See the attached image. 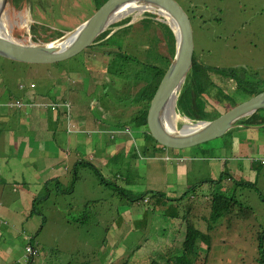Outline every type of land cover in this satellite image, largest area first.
Returning <instances> with one entry per match:
<instances>
[{
  "label": "rangeland",
  "instance_id": "374dc122",
  "mask_svg": "<svg viewBox=\"0 0 264 264\" xmlns=\"http://www.w3.org/2000/svg\"><path fill=\"white\" fill-rule=\"evenodd\" d=\"M177 1L192 21L196 59L205 66L233 71L241 86L255 94L263 91L264 0ZM96 9L94 0H36L34 3L7 0L2 19L16 40L30 43L37 38V43H48L77 28ZM144 12L130 14L132 19L128 25L131 26L111 40L122 46L129 60L132 56L136 60L126 63L127 72L123 75H118L114 69L111 71L113 64L105 70L110 62L108 55L97 61L88 57L97 52L95 44L57 63H18L0 56V101L3 103H0V162L8 161L10 167L14 165L12 172L0 167V264H133L129 262L136 260L161 264L166 260L168 263V259L172 264L176 251L181 252L174 246L182 244L184 231L178 232L176 227L164 222L165 209L156 208L154 196H147L150 202L141 201L140 205L132 201L131 209L126 210L128 199L124 193L158 190L169 204L170 200L182 196L189 186L198 184V188L186 194L182 205L186 209L193 204L195 218L188 217L196 227L206 231L217 187L208 180L218 179L224 171L230 172L232 179L224 178L221 184L227 193L236 195V201L215 224L218 227L214 230L216 237L212 240L208 263L204 262L202 253L189 264H264L260 259L264 252V123L256 127L253 124L236 126L229 133L199 146L187 150L166 149L153 156L150 149L141 150L138 155L134 148L131 149L130 141L123 143L128 129L114 138L108 133L104 143L108 150H95L93 145L86 144L81 153L83 159L96 164L109 184H105L92 168L82 167L73 192L58 190V186L69 188L72 185L77 161L72 145L77 140V145L82 147L78 131L81 125L85 128L94 119L86 115L80 120L85 111L77 108V98L88 101L94 98L100 92L99 87H105L104 82L111 81L116 73L115 85L107 88L117 94L116 104H132L136 91L131 90V85L146 78V74L150 75V65L158 57L155 46L159 45L161 51L169 54L171 35L166 26L156 28L162 17L147 15L143 24H139L138 18ZM166 22L174 32L169 21ZM45 38L47 41L42 40ZM110 49L115 47L103 48ZM137 61L143 63V70H139L142 65ZM102 62L105 66H101ZM210 75L202 93L209 106L203 109L209 115H213L211 111L224 112L230 108L228 103L232 102L225 98V93L237 104L250 98L251 93L240 91L236 80L230 79L232 77ZM32 82L36 87L31 86ZM20 84H24V88ZM68 93H71L73 106L61 101ZM51 97L59 101L56 105L44 106ZM30 98L44 101L35 103V119L28 113ZM57 106L66 114L73 108V114L67 117L61 114L60 128L52 137L49 127L58 120ZM94 115L100 112L97 110ZM77 120L81 122L80 128L76 127ZM132 132L139 135L136 130ZM149 142L150 145L155 143L152 139ZM173 156H177L179 162L176 158L170 161ZM67 166L70 172H66ZM23 169L31 172L28 177L14 179L13 171ZM36 172L42 174L35 175ZM49 180L43 188L42 182ZM201 180L207 181L201 185L198 183ZM235 181H250L255 185H234ZM45 196L48 198L44 199ZM247 205L251 207V217L238 213ZM169 208L174 210L172 205ZM121 211L131 212L133 217L127 220ZM166 219L169 220L167 216ZM175 219L182 229V219ZM236 241L237 246L227 248L226 244ZM30 244L35 247L33 252L28 247ZM198 246L200 250L202 243ZM160 254L168 258L155 263V257Z\"/></svg>",
  "mask_w": 264,
  "mask_h": 264
},
{
  "label": "trees",
  "instance_id": "16d2710c",
  "mask_svg": "<svg viewBox=\"0 0 264 264\" xmlns=\"http://www.w3.org/2000/svg\"><path fill=\"white\" fill-rule=\"evenodd\" d=\"M16 1L18 2L19 0H16ZM24 1L29 3V0H24ZM31 1H33V3H34L36 0H31ZM105 1L106 0H94L97 8L101 4H103ZM140 15H141V17L138 18V19H140V21L138 22L139 24H143V22L146 20L147 15H152V16L157 17V18L159 16L157 13H154L151 11H146ZM131 19H132V15L110 25L92 43V45L93 44L96 45L97 52L91 53L88 55V57L93 58L92 59L93 61H97L99 59V57L108 55L109 56L108 60L110 62L106 66L105 70H107L108 66L115 65L112 67L111 71L114 69L118 73V75H123L124 73H126L127 72L126 63H128L129 61H134L135 58H133V56H132V59L129 60L130 56L128 54L124 53V51L122 50V46L119 45L118 42H114L111 40L113 39V37L117 33L121 32L123 29L131 26V25L130 26L128 25L129 22H131L130 21ZM153 21L155 23V19ZM138 23H131V24L135 25ZM154 23H153V25H154ZM165 26L167 27L168 33L171 35V39L168 42L169 54H165V52L161 51V49L159 48V45L155 46L156 52L158 53V57H157V60L152 65H150V68H149L150 75L145 73L146 78H142L140 80H137L131 85V90L136 91L135 99H133L134 103L127 104L124 102L123 103L119 102V104H116L117 94H112L111 91L107 88L108 86H109V88H111L115 85V84H113L114 83L113 78H114V76H117L116 73H113L114 76H112L111 81H109V82L105 81L104 82L105 87H99L100 92L97 93L94 96V98H91L89 101L88 100H81V99L77 98L78 99L77 108H80V109L83 108L85 111V113H82L83 115L80 116V120H83L86 117V115H89V116H91V118H94V119L92 120V123L90 125L84 124V125H86L85 128L82 125L80 128L78 125H80L81 122H80V120H77L78 124L76 125V127L80 128L78 131V136H79V140L81 139L79 144L82 147H79L77 145V140L75 141L74 146L72 145V150L76 151V158H77L76 159L77 161H76L74 168H73L74 181L69 188H64V187L61 188V186H58L59 192L71 193L74 191L75 184L79 180L78 173H79L80 168H82V167L92 168L100 176L101 180L105 184H109V182L107 180H105V177L102 175L100 169L96 166V164H94L93 162H90L88 160L83 159L82 157H84V156H82V153H81L83 146L86 144L87 145H90V144L93 145V148L95 150L101 149V148H103V150H105V149L108 150L107 144H104L105 142H107V140L105 139V135L108 133L111 134V138H114L117 134L124 133L125 130L128 129V131L125 132V140L123 141V143L130 141L132 144L131 149L134 148V150L136 151V153L138 155L141 153V150H144V152H146L147 149H150L152 151V156L157 152V150L154 149L156 144L152 143L150 145L149 140L152 139L154 142H155V140L152 137L151 133L149 132L148 128H147V132L145 131V133H143L141 127L143 125L147 126V112L149 109L150 101L153 98V96L157 90V87L160 83V80L163 77V75L165 74L168 66L170 65V63H171V61L175 55V51H176L175 34L172 31V29H170L167 22L162 20L161 22L156 23L157 29H163ZM47 39L48 38H45L42 40L47 41ZM33 40L35 41L34 43L39 42L37 38H33ZM105 46H107V47L114 46L115 49H110V50L105 51V50H103V48ZM83 51H81V52H83ZM77 55H75V56H77ZM194 57H195V53H194ZM119 63H121V64H119ZM138 63H140V62H138ZM103 64H104V62L101 63V66ZM140 64L142 66L139 70H143L144 65H143V63H140ZM103 66H105V65H103ZM121 67L124 68V71L121 69ZM193 71H194V75L197 79V84H198V87L200 89V92H202V93H204L206 90L205 80L211 78V75H210L211 73H215V74H222L225 76L232 77L230 79L236 80V82L238 84L237 88L240 91L249 92V93H251L250 95L255 94L254 91H250V90H247L246 88L242 87L241 82L236 77L233 76V71H231L229 69H217V68L205 66L202 63H200L198 60L195 59L194 63H193ZM140 75H143V74H140ZM211 83L213 84L214 82L211 81ZM21 85H23L21 88H24L25 85L20 84V86ZM34 87H36V84L34 85ZM262 90H264V89H262ZM70 97L72 98L71 93H68L61 101L65 102V103H69V102L71 103ZM225 98L228 100L230 99L231 102H234V100L232 99L233 97L229 96L226 93H225ZM110 99H112V100H110ZM0 100H2V99H0ZM29 101H30V107L28 108V113H30V118L35 119L36 118V110H37V108L35 107V103L36 102H44V101L43 100H36V99H32V98H30ZM58 101L59 100L57 98L51 97V99H47V101L44 103V106H45V104L46 105H49V104L56 105V102H58ZM0 103H2V101H0ZM19 103L21 105V102H19ZM72 106H73V104H72ZM205 106H206V104L200 98L199 94L197 93L196 89L194 88V85L191 84L190 79H187V82L182 85V89L179 92L178 99H177L176 110H177V113L179 114L178 125L180 127H182V126H185L187 123L193 124L199 120H203L202 116L204 118H208V119L211 118L212 116L209 115L208 112L204 111L203 107H205ZM55 109L58 111V120L55 124L53 123L52 127H49L50 128L49 131H51L53 134L52 137L56 136L55 131L60 128L61 114L63 113L64 117H67V116H70L73 114V108H72V112L70 114L64 113V110L62 108L60 109L59 106L55 107ZM97 110L100 112V115H94ZM262 110H263V112H262L263 115H261V116L257 115V113L261 111L260 110L256 114L251 116L249 120H246V121H248V123L251 122L254 124H263L264 123V109H262ZM219 114H220L219 111H215L214 117L218 116ZM186 118L188 120H186ZM132 130L133 131L136 130L139 135H134ZM67 139H68V142L72 144L71 138L69 136ZM137 140H139V143L137 142ZM241 142H244V141H241ZM120 145H121V143H119V146ZM139 147H140V149H139ZM119 153H121V152H119ZM175 158H176V156L171 158L170 161L172 159L175 160ZM176 161L179 162V160L177 158H176ZM225 165H227V162H225ZM66 170H67L66 172H70V168L68 166H67ZM227 175L229 177H231L230 172H223L218 179L208 180V181L214 182V184H217V187H216L214 194L212 196L213 205L211 206V209H210L211 214L209 217V223L206 226V229H207L206 231L202 230L201 228L196 227V223L193 221H190V218L188 217V216L192 215V217L195 218V216L193 215V214H195L193 204H191L186 209H185V206L182 205V200L185 199L186 194L189 193L191 190L198 188L199 187V186H197L198 184L189 186L187 188V190L182 194V196L175 197L174 199L170 200V201H172V203H169V204L167 201H164L162 198V196H165V195L163 193H159L158 190L157 191H155V190H153V191L145 190L144 191L143 190L140 194H136L135 192H132V193L125 192L124 195L128 199V202L125 203L127 206H125V207H126V210H129V209H131L130 203L132 201H136L140 205L141 201L142 202L143 201L144 202H150L151 198H148V197L154 196L156 198V200H154V202L156 203V208L157 209H165L164 222H166V224H169V227H176L178 232H181L183 230L184 234H185L183 241H182V244H180L179 247L174 246V248H178V249L180 248L181 252H178V250L176 251L177 253H175V255L173 256V263L174 264H189V261L191 263H194L195 260L202 253H204V262L207 261V263H208L209 253L212 249V240H213V238L216 237V233L214 230L218 227V225H215V224L219 221V219L221 217L225 216L230 211V209L232 208V206L234 205V203L236 201L235 200L236 195L234 193H227L226 189L221 184V182H223V179L228 177ZM50 181L51 180L44 182L43 188H45L46 187L45 184H48ZM206 181L207 180H201V181H198V183L203 185V183H205ZM235 183H236L235 185H239V186L255 185L254 182L251 183L250 181H236ZM122 192H123V190H122ZM46 198H48V196L44 197V199H46ZM140 198H144V200H140ZM146 199H148V201ZM169 199H171V197H169ZM169 205H172L174 207V210L170 211ZM123 206H122V209H123ZM247 209H251V207L250 206H244L243 208H241L239 210L238 213L239 214L240 213L241 214L247 213L248 212ZM32 211L34 212V210H32ZM152 211H153V214H155L154 208L152 209ZM251 211L248 212L247 214H244L243 216L251 217ZM35 212L40 213L38 211H35ZM124 212L121 211L122 215L127 220L133 217L131 212H129L128 214H124ZM166 216L169 218V220L166 219ZM117 217H118V215H117ZM175 218H180L184 222V227L182 229H181V225L179 226V224L177 223V219H175ZM200 242L202 243V246H200V250H198L199 249L198 243L201 244ZM204 244L206 245V247H204ZM30 246L33 250H35V247L33 245L30 244ZM181 246H182V248H181ZM197 246H198V249H197ZM26 250H27V247H26ZM174 250L175 249H173L172 252ZM152 253H155V252H152ZM158 253H160V252H158ZM217 253H220V252H217ZM221 255H223V253H221ZM166 258H168V256L160 254L159 256L155 257V263H159L161 260H165ZM260 259H262V261H264V252H262V257ZM168 261H169L168 263L166 260L165 262H163L161 264H171V261L169 259H168ZM125 262H127V260H125ZM134 262L135 261H131L129 263L145 264L142 261L138 262V260H136L135 263ZM30 263H33V262H30ZM123 264H126V263H123Z\"/></svg>",
  "mask_w": 264,
  "mask_h": 264
},
{
  "label": "water",
  "instance_id": "95a60500",
  "mask_svg": "<svg viewBox=\"0 0 264 264\" xmlns=\"http://www.w3.org/2000/svg\"><path fill=\"white\" fill-rule=\"evenodd\" d=\"M7 0H3L0 17ZM141 6L144 11L157 12L168 21L171 16L177 23L174 28L177 47L175 55L160 80L157 90L150 101L147 112V126L141 127L142 132L147 128L155 140V144L164 149L187 150L194 146L219 138L230 129L237 126V121L242 117L254 114L264 109V90L251 95L250 98L238 103L233 102L227 111L192 126L193 129H177L168 120L169 106L173 104V111L177 105L179 92L182 85L190 79L197 93L204 101L202 92L197 84L193 71L195 41L192 21L189 14L177 0H106L86 19L80 26L68 33L74 34L73 39L66 46L62 43L68 33L56 37L48 43H22L9 34V30L2 25L0 32V56L18 63L47 64L67 60L79 54L92 45L94 40L104 32L115 20L116 15L128 14L133 6ZM205 103V102H204ZM206 104V103H205ZM206 107L209 108L208 104Z\"/></svg>",
  "mask_w": 264,
  "mask_h": 264
},
{
  "label": "bare ground",
  "instance_id": "6f19581e",
  "mask_svg": "<svg viewBox=\"0 0 264 264\" xmlns=\"http://www.w3.org/2000/svg\"><path fill=\"white\" fill-rule=\"evenodd\" d=\"M1 5H2V0H0V9H1ZM5 8V7H4ZM4 10V9H3ZM144 10H143V8L141 7V6H137V5H135V6H133V8H132V10H130L129 12H128V14H120V15H116L115 16V20H119V19H121V18H123V17H126V16H128V15H130V14H135V13H141V12H143ZM155 15V14H154ZM169 23L171 24V26L175 29V30H177V23H176V21L171 17V16H169ZM2 25H5L6 26V24H5V21H3V19H2V14H1V17H0V29H2L1 27H2ZM80 26V25H79ZM76 28V27H75ZM0 32H1V30H0ZM73 36H74V34H71V33H68L66 36H65V40L62 42V43H59V41L60 40H58V41H56V42H54V43H57V45L58 46H60L59 44H62L61 46H66L67 44H69L70 43V41L73 39ZM173 104H171L170 106H169V116H168V120L171 122V124L173 125V127H175V128H177V123H178V121H179V114L178 113H175L174 111H173ZM186 120H188L187 118H186ZM192 125L193 124H190V123H187L186 125H185V128L186 129H193L194 127H192Z\"/></svg>",
  "mask_w": 264,
  "mask_h": 264
},
{
  "label": "clouds",
  "instance_id": "9594fccd",
  "mask_svg": "<svg viewBox=\"0 0 264 264\" xmlns=\"http://www.w3.org/2000/svg\"><path fill=\"white\" fill-rule=\"evenodd\" d=\"M151 12H152V11H151ZM154 13H157V12H154ZM157 14H158L159 16L162 17V20H163V21H166V20H167L163 15H161V14H159V13H157ZM123 18H124V17H123ZM123 18H122V19H123ZM134 18H136V16H135ZM119 20H120V19H119ZM111 25H112V24H111ZM194 53H195V52H194ZM195 57H196V56H195ZM195 59H196V58H195ZM195 59H194V60H195ZM196 60H197V59H196ZM32 83H35V82H32ZM32 83H31V84H32ZM185 83H186V82H185ZM229 103H230V102H229ZM232 103H233V102H232ZM230 104H231V103H230ZM175 109H176V108H175ZM261 110H262V109H261ZM258 111H260V110H258ZM258 111H257V112H258ZM257 112H255L254 114H256ZM175 113H177V110H175ZM254 114L249 115V116H246V117H242L241 119H239V120L237 121V122H238V123H237V126H238V127H249V126H248L249 124H253L255 127H256V126H261L262 124H254V123H251V122L248 123V121H246V120H249L250 117L253 116ZM261 115H263V114H261ZM261 115H259V116H261ZM204 120H205V119H203V120H199V121L193 123L192 126H194V125H196V124H198V123H200L201 121H204ZM235 127H236V126H235ZM182 128H185V126L180 127V126L178 125V123H177V129H182ZM231 130H232V129H230L229 131H231ZM229 131H228V132H229ZM228 132H227V133H228ZM225 134H226V133H225ZM225 134H224V135H225ZM222 136H223V135H222ZM154 144H155V143H154ZM154 149L157 150V152H161V153H162V152H165L164 149L158 147L157 145H155ZM157 152H156V153H157ZM167 157H168V156H167ZM173 157H174V156H173ZM173 157H172V158H173ZM176 157H177V156H176ZM169 159H170V158H169ZM262 163H264V160H262ZM224 172H228V171H224ZM227 176H228V175H227ZM226 179H232V178L228 176ZM235 182H236V181H235ZM235 182H234V185L236 184ZM251 183H252V182H251ZM247 206H249V205H247ZM247 210H248V212H250L249 209H247ZM248 212H247V213H248ZM247 213H244V214H247ZM240 214H241V213H240ZM244 214H242V215H244Z\"/></svg>",
  "mask_w": 264,
  "mask_h": 264
},
{
  "label": "crops",
  "instance_id": "0c3cea01",
  "mask_svg": "<svg viewBox=\"0 0 264 264\" xmlns=\"http://www.w3.org/2000/svg\"><path fill=\"white\" fill-rule=\"evenodd\" d=\"M230 105V103H228V106ZM2 112V111H1ZM261 128V127H260ZM233 129V128H232ZM12 140V139H11ZM29 141H30V138L28 139V143H29ZM41 141V140H40ZM34 142V141H33ZM33 142H32V144H33ZM31 144V145H32ZM41 146V145H40ZM34 147V146H33ZM42 147V146H41ZM17 152H19V151H17ZM33 152H35V151H33ZM3 163L4 164H1V162H0V167H3V168H8V171L9 172H12V170H13V166L12 167H10L8 164H9V162L8 161H3ZM21 163V162H20ZM262 164H264V163H262ZM28 172H30L28 169H23V170H21V171H19V170H17V171H13V173H14V175H13V178L14 179H21V178H25L24 177V175H26V177H28L27 176V174H28ZM31 173V172H30ZM35 175H41L42 173L41 172H36V173H34ZM34 175V176H35ZM29 179V178H28ZM14 181H16V180H14ZM14 181H12V184L14 183ZM42 183H44V182H42ZM231 242H233V241H231ZM228 243V244H226V246H227V248H231V247H235V246H237V241L236 242H234V243ZM224 262V261H223Z\"/></svg>",
  "mask_w": 264,
  "mask_h": 264
},
{
  "label": "built area",
  "instance_id": "2783aa9c",
  "mask_svg": "<svg viewBox=\"0 0 264 264\" xmlns=\"http://www.w3.org/2000/svg\"><path fill=\"white\" fill-rule=\"evenodd\" d=\"M34 85H35L34 83L31 84V86H33V87H34ZM22 86H23V85H21L20 87H22ZM28 247H31V246L29 245ZM28 247H27V250H28ZM29 250H30V249H29ZM29 250H28V251H29ZM33 251H34V250L32 249V252H33Z\"/></svg>",
  "mask_w": 264,
  "mask_h": 264
},
{
  "label": "flooded vegetation",
  "instance_id": "af4514ba",
  "mask_svg": "<svg viewBox=\"0 0 264 264\" xmlns=\"http://www.w3.org/2000/svg\"><path fill=\"white\" fill-rule=\"evenodd\" d=\"M235 102V101H234Z\"/></svg>",
  "mask_w": 264,
  "mask_h": 264
}]
</instances>
